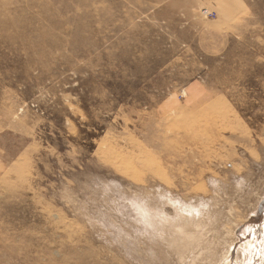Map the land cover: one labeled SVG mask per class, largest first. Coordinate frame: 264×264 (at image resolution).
<instances>
[{"label":"rangeland","instance_id":"obj_1","mask_svg":"<svg viewBox=\"0 0 264 264\" xmlns=\"http://www.w3.org/2000/svg\"><path fill=\"white\" fill-rule=\"evenodd\" d=\"M0 264H264V0H0Z\"/></svg>","mask_w":264,"mask_h":264}]
</instances>
